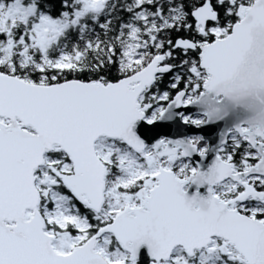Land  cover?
I'll return each instance as SVG.
<instances>
[{
	"label": "snow or ice",
	"instance_id": "snow-or-ice-1",
	"mask_svg": "<svg viewBox=\"0 0 264 264\" xmlns=\"http://www.w3.org/2000/svg\"><path fill=\"white\" fill-rule=\"evenodd\" d=\"M255 25L264 0H0V264H264V120L201 103Z\"/></svg>",
	"mask_w": 264,
	"mask_h": 264
},
{
	"label": "water",
	"instance_id": "water-1",
	"mask_svg": "<svg viewBox=\"0 0 264 264\" xmlns=\"http://www.w3.org/2000/svg\"><path fill=\"white\" fill-rule=\"evenodd\" d=\"M201 103L227 117L220 123L264 120V25L250 28L244 46L213 86L204 90Z\"/></svg>",
	"mask_w": 264,
	"mask_h": 264
}]
</instances>
